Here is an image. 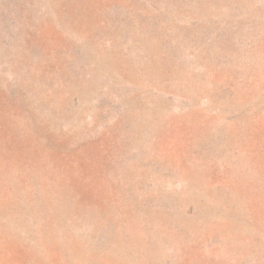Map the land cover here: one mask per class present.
<instances>
[{
    "label": "rangeland",
    "instance_id": "374dc122",
    "mask_svg": "<svg viewBox=\"0 0 264 264\" xmlns=\"http://www.w3.org/2000/svg\"><path fill=\"white\" fill-rule=\"evenodd\" d=\"M216 2L169 62L138 0H0V264H264V0Z\"/></svg>",
    "mask_w": 264,
    "mask_h": 264
},
{
    "label": "trees",
    "instance_id": "16d2710c",
    "mask_svg": "<svg viewBox=\"0 0 264 264\" xmlns=\"http://www.w3.org/2000/svg\"><path fill=\"white\" fill-rule=\"evenodd\" d=\"M218 0H165L160 2V0H138L139 8H138V14L135 15L137 18L128 17V21L130 20V23L125 27V29H130L129 34L127 33L124 37V31L121 32L120 30V38L123 44H129L131 45V48L134 46L135 43H142V41L151 40L154 43L157 44H164L165 45L170 43V45H167L168 49L165 54V59L167 61H171L169 58L173 56H180L182 48H184L187 45V41L185 39L177 40L174 44H171L172 40L175 39V37L179 36L176 35L172 38V34H174V30H176L177 27L167 23V19L170 16V13L172 14V11L170 7L176 8L174 15L177 14L181 15L184 12H193V11H199V13H207L208 9L211 7L212 2L213 4H217ZM224 2L229 3H235L233 10L235 11L236 8L240 9V12L237 11V15L241 14L242 12H253V4L254 0H223ZM258 1V0H255ZM137 4V2H136ZM256 4V2H255ZM262 8H259L257 15L262 16ZM131 12V11H130ZM5 14H9L8 11L4 12ZM129 16L127 13L118 11L114 15V23L118 22L116 27H120L121 25L125 24V18L123 19L124 15ZM131 14V13H129ZM206 15H203V17ZM9 15H7V18ZM6 18V19H7ZM136 20V21H134ZM203 21V19H201ZM202 23V22H201ZM199 23V24H201ZM200 27V26H199ZM198 27V28H199ZM263 25H259L255 28L257 31H261ZM202 31H206L204 27H201ZM130 39L129 42L126 41V39ZM133 45V46H132ZM166 51V50H165ZM81 58L85 59V55L80 54Z\"/></svg>",
    "mask_w": 264,
    "mask_h": 264
}]
</instances>
